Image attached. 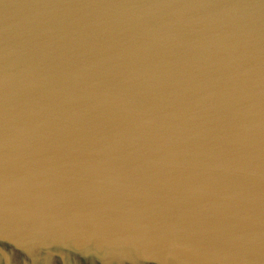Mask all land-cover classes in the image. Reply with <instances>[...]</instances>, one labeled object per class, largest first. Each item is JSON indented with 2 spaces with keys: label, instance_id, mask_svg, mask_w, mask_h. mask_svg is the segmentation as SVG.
I'll use <instances>...</instances> for the list:
<instances>
[{
  "label": "water",
  "instance_id": "water-1",
  "mask_svg": "<svg viewBox=\"0 0 264 264\" xmlns=\"http://www.w3.org/2000/svg\"><path fill=\"white\" fill-rule=\"evenodd\" d=\"M0 264H264V0H0Z\"/></svg>",
  "mask_w": 264,
  "mask_h": 264
}]
</instances>
